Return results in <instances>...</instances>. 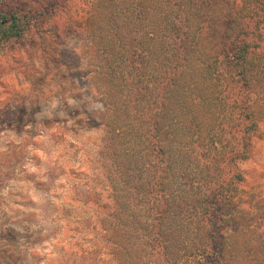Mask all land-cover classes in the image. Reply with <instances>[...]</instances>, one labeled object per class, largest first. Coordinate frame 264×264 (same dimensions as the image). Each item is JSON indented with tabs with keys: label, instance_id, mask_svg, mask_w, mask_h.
Wrapping results in <instances>:
<instances>
[{
	"label": "rangeland",
	"instance_id": "obj_1",
	"mask_svg": "<svg viewBox=\"0 0 264 264\" xmlns=\"http://www.w3.org/2000/svg\"><path fill=\"white\" fill-rule=\"evenodd\" d=\"M1 5L32 16L33 27L21 40L0 46V264H126V254L116 260L113 253L116 246L125 252L123 233L93 226L104 202L84 205L79 199L93 186L104 200L110 193L101 152L108 142L105 93L112 83L98 71L127 69L121 39H129L135 25L134 0L106 6L96 18L91 17L101 7L96 0H4ZM116 14L130 27L112 43ZM223 36L213 41L202 34L186 83L173 96L169 123L172 133L181 135L171 139L182 159L198 138L195 149L206 145L212 133L234 131L233 117L228 119L225 111L217 118L214 103L189 110L203 93L217 94L203 59ZM150 56L155 72L160 61ZM250 80L259 129L249 160L240 164L245 181L239 198L225 207L234 213V231L227 230L225 239L229 264L264 263V52L256 55ZM212 106L216 116L208 121ZM126 142L118 141L121 151ZM120 153L124 171L127 158ZM143 256L146 264H160L158 254L144 251Z\"/></svg>",
	"mask_w": 264,
	"mask_h": 264
},
{
	"label": "trees",
	"instance_id": "obj_2",
	"mask_svg": "<svg viewBox=\"0 0 264 264\" xmlns=\"http://www.w3.org/2000/svg\"><path fill=\"white\" fill-rule=\"evenodd\" d=\"M123 1L96 0L101 7L91 17ZM2 2L0 46L21 40L33 27L32 16L4 9ZM131 10L135 25L130 38L121 39L120 49L127 69L98 71L112 83L105 93L111 121L101 152L110 193L104 200L93 186L79 202H104L103 214L93 226L103 225L126 237V253L116 246V260L126 254V264H134L133 259L146 264L143 252L147 251L158 254L160 264H229L225 239L227 230L234 231L230 224L234 213H226L225 207L230 209L239 198V186L245 181L240 164L249 160L259 129L250 76L256 55L258 59L264 52V0H134ZM122 14L111 21L112 43L129 25ZM202 34L213 41L224 35L217 49L203 59L212 71L217 94L211 98L203 93L189 110L195 113L198 105L214 103L217 118L225 111L228 119L233 117L234 131L212 133L206 145L196 146L200 152L194 147L198 138L182 159L172 145L171 138L181 134L172 133L171 103L186 83ZM150 53L160 61L155 72ZM211 108L208 121L216 116ZM122 138L127 140L124 151L118 145ZM120 152L127 158L124 171Z\"/></svg>",
	"mask_w": 264,
	"mask_h": 264
}]
</instances>
